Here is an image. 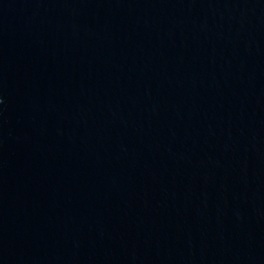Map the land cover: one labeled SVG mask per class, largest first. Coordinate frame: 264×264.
<instances>
[{"label": "water", "instance_id": "1", "mask_svg": "<svg viewBox=\"0 0 264 264\" xmlns=\"http://www.w3.org/2000/svg\"><path fill=\"white\" fill-rule=\"evenodd\" d=\"M0 264H264V0H0Z\"/></svg>", "mask_w": 264, "mask_h": 264}]
</instances>
